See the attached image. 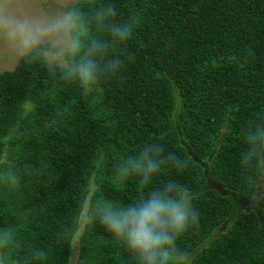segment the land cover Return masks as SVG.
Returning <instances> with one entry per match:
<instances>
[{
  "label": "trees",
  "instance_id": "trees-1",
  "mask_svg": "<svg viewBox=\"0 0 264 264\" xmlns=\"http://www.w3.org/2000/svg\"><path fill=\"white\" fill-rule=\"evenodd\" d=\"M111 3L134 31L125 66L95 98L21 58L0 72V141L22 108L30 114L8 145L22 180L15 190L0 184V227L19 226L21 247L45 249L44 264H70L78 209L93 195L130 202L135 183L116 191L113 166L159 140L187 161L183 173L171 170L154 186L175 179L195 194L199 223L178 241L192 264H264V221L254 210L215 233L235 209L231 192L255 193L257 182L238 167L239 132L264 118V0ZM57 109H67L63 118ZM259 201L264 207V184ZM79 228L74 264H135L98 223Z\"/></svg>",
  "mask_w": 264,
  "mask_h": 264
},
{
  "label": "clouds",
  "instance_id": "clouds-1",
  "mask_svg": "<svg viewBox=\"0 0 264 264\" xmlns=\"http://www.w3.org/2000/svg\"><path fill=\"white\" fill-rule=\"evenodd\" d=\"M133 31L131 23L117 21L111 0H0V48L47 69L62 88L75 87L84 99L95 98L101 84L120 74ZM127 58L132 59L130 54ZM66 112L57 109L56 116L63 118ZM18 117L0 141L5 145L0 153V184L11 190L19 187L22 177L7 149L23 135L20 121L30 114L22 108ZM239 138L242 176L249 182L264 180V118L243 125ZM104 160L101 154L98 167ZM186 169L187 161L166 151L159 140L119 155L110 183L121 191L134 182L137 195L128 203L93 195L78 209L74 227L79 230L81 224L98 223L135 264H192L178 241L199 223L195 194L175 179L154 186L171 170L183 173ZM233 193L239 199L249 198ZM233 198L236 207L237 196ZM46 259L43 248L23 250L19 226L0 227V264H44Z\"/></svg>",
  "mask_w": 264,
  "mask_h": 264
},
{
  "label": "rangeland",
  "instance_id": "rangeland-1",
  "mask_svg": "<svg viewBox=\"0 0 264 264\" xmlns=\"http://www.w3.org/2000/svg\"><path fill=\"white\" fill-rule=\"evenodd\" d=\"M19 60V57L17 55H15L14 53H12L11 51L4 49V48H0V72L3 70H12L15 65L17 64ZM204 166H206L205 163H203ZM264 180H260L257 183V189L255 190V193L253 196L249 197V198H242L239 199L240 197L235 193L231 192V195L233 197L237 196V201L238 204L236 205L234 211L227 217V219H225L223 221V223H221L217 229L215 230V233H218L220 230H223L224 228L227 227V222L230 220L232 221L237 213L244 208V210H249V209H254L255 212L258 215V218L260 221H264V207L260 204L259 201V194L262 190V185H263ZM212 186H219V188L226 189L223 185L220 186V184H217V182H214L211 184ZM226 191L230 192L229 189H226ZM82 225V224H81ZM80 231V228H79ZM75 235L74 239H73V251L70 257V264H74L75 260H76V254H77V238H78V233Z\"/></svg>",
  "mask_w": 264,
  "mask_h": 264
}]
</instances>
